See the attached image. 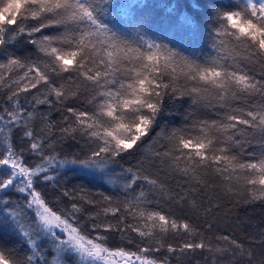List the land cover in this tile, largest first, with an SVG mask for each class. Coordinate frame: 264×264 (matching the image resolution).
<instances>
[{
	"label": "snow or ice",
	"instance_id": "6c2138e0",
	"mask_svg": "<svg viewBox=\"0 0 264 264\" xmlns=\"http://www.w3.org/2000/svg\"><path fill=\"white\" fill-rule=\"evenodd\" d=\"M146 7L0 0V264H264V0Z\"/></svg>",
	"mask_w": 264,
	"mask_h": 264
},
{
	"label": "trees",
	"instance_id": "16d2710c",
	"mask_svg": "<svg viewBox=\"0 0 264 264\" xmlns=\"http://www.w3.org/2000/svg\"><path fill=\"white\" fill-rule=\"evenodd\" d=\"M131 2H135V0H131ZM144 2L147 4V7L142 10V15L152 20L155 24L156 33L153 38H155L158 43H167L177 30L169 20L170 9L179 5L181 11H186L187 7L191 5L192 0H144ZM216 2L227 4L229 0H216ZM205 3L211 8L213 0H205ZM210 26L211 25H208V27ZM202 46L203 41L197 46V54H199V48ZM19 47L21 51L24 50L22 44ZM179 119L180 114L173 112L171 115L167 116L165 122L178 121ZM67 179L71 181V184H85L92 187V185L88 183L91 179L90 177L81 179L69 173ZM48 191L50 192L51 189L49 188ZM13 199H15V196ZM224 211L228 214L227 216L222 214L218 221L221 230L234 234L240 240H245L248 233L254 228L264 227V206L259 204L239 205L235 207L227 205ZM0 235H2L5 240L9 241L11 247L16 249L21 247L19 243L15 242V237L6 227L0 226ZM181 264H191V261H183Z\"/></svg>",
	"mask_w": 264,
	"mask_h": 264
}]
</instances>
